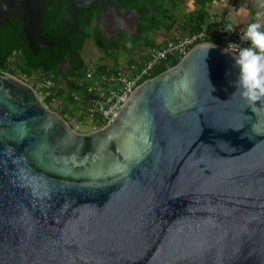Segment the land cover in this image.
<instances>
[{
  "label": "water",
  "instance_id": "water-1",
  "mask_svg": "<svg viewBox=\"0 0 264 264\" xmlns=\"http://www.w3.org/2000/svg\"><path fill=\"white\" fill-rule=\"evenodd\" d=\"M38 1L0 0V22ZM238 71L196 44L86 131L0 73V264H264V103Z\"/></svg>",
  "mask_w": 264,
  "mask_h": 264
},
{
  "label": "trees",
  "instance_id": "trees-1",
  "mask_svg": "<svg viewBox=\"0 0 264 264\" xmlns=\"http://www.w3.org/2000/svg\"><path fill=\"white\" fill-rule=\"evenodd\" d=\"M66 1V0H64ZM182 0H140L138 1L141 4L139 7L140 18L137 22V31L138 34L134 36L132 39L128 40L124 38V41L114 40L107 41L104 38L99 37V34L94 36V41L100 45L103 55H110L111 49L119 50L122 48V51L128 56L131 55L132 51L136 46L145 44L152 45L154 44L152 38L146 36L148 32H153L159 28H163L164 30H168L172 23L175 20V13L179 11L180 6L179 2ZM137 2V1H133ZM68 4V2L66 1ZM147 6V7H145ZM104 7L99 4V2L94 1L89 6L85 8H77L75 13L77 14L76 28L68 36L63 43L62 49L55 51L54 57L60 58L63 55V52L68 55L70 61L77 68L78 72L74 74L73 72H68L67 75L63 74L62 76H58V74L54 72H41L40 68L36 66L35 62L28 64L25 60V57L30 55L28 48L18 40V31L21 28V22L15 15H10L8 18V23L3 22L0 25V70H3L7 67V61H11L10 58L16 57V64L19 72L21 74H25V76L29 77L32 73H37L34 76V79H40L42 77L50 78V79H58L59 82L63 81V84L59 85L56 88L55 92V102L51 104L49 102V96L42 97L41 101L52 111L56 107L59 111L56 112L60 115L70 126L74 124H83L84 115L82 109V103L86 98L83 95L79 96L77 93L83 90L85 91V84H77L75 82L76 78L83 77L84 69L87 67V63L84 62L81 56V48L85 42V40L90 36L91 28L90 24L93 19L98 20L99 14L102 12L101 10ZM66 7L63 6L61 8V13L66 14ZM197 13L192 14L188 17L187 22H183V24L189 26V32L199 29L201 27V23L197 22L195 19ZM62 19L60 17L58 25L55 28H50L56 35H62L64 30L60 27ZM206 21V20H205ZM183 25V26H184ZM62 26V25H61ZM172 38V37H171ZM137 42V43H136ZM63 50V51H62ZM14 53V54H13ZM132 56L128 57L129 61H132ZM178 59L172 56H168L166 59L159 61L151 70L150 77L159 73L160 71L174 65ZM12 62V61H11ZM44 69H50L53 67V62L49 63V67L44 66ZM91 69L94 73L103 72L109 70L106 64L103 63H95L91 65ZM33 88V87H32ZM36 92H41L39 88ZM74 93L79 96L78 99H74L71 95ZM55 105V106H49ZM78 110L77 114L74 113L75 110ZM71 119V120H70ZM71 122V124H70ZM95 127H98L99 124H95Z\"/></svg>",
  "mask_w": 264,
  "mask_h": 264
},
{
  "label": "built area",
  "instance_id": "built-area-1",
  "mask_svg": "<svg viewBox=\"0 0 264 264\" xmlns=\"http://www.w3.org/2000/svg\"><path fill=\"white\" fill-rule=\"evenodd\" d=\"M207 22L205 27L166 39L162 44L147 45L133 59L136 60V63L126 60L120 69H109L94 73L91 66L87 65L83 77L76 78L75 82L80 85L82 84L81 79L90 80L85 83L84 96L87 99L82 103V109L84 119L91 123V129L96 128L95 124L102 126L109 122L133 88L140 81L149 78L153 67L168 56L179 59L191 47L204 42L217 43L224 49L229 44L247 46V42L240 39V32L243 31L246 25H234L235 30L228 32L224 31L223 27L231 21L223 20L218 15H210ZM23 77L24 75H20L18 78L28 83ZM32 82L41 91L39 93L35 90L40 100L42 97L49 96V102L51 104L55 102L56 98L53 93L58 88L56 79L42 77L37 80L33 78ZM28 84L32 87L30 83ZM71 95L74 99L79 98L74 93H71ZM89 96H95V98L89 99ZM71 128L75 131H82L78 124H74Z\"/></svg>",
  "mask_w": 264,
  "mask_h": 264
},
{
  "label": "flooded vegetation",
  "instance_id": "flooded-vegetation-1",
  "mask_svg": "<svg viewBox=\"0 0 264 264\" xmlns=\"http://www.w3.org/2000/svg\"><path fill=\"white\" fill-rule=\"evenodd\" d=\"M108 1L114 2L117 11L121 8H124L127 11L132 10L135 13L136 27L131 31V15L126 16L123 22L107 19L106 23L104 22L101 24L100 16L98 20L93 19L90 24V27H92L90 32L92 38L90 41L93 46H96L97 49L100 50H102L100 45L94 41V36L96 34H99V37L104 38L107 41L124 40V38L130 40L138 34L137 22L140 18L139 7H141V4H139L138 1L140 0ZM63 6L66 7L67 12L66 14L62 15L61 8ZM104 9L105 8H103L101 11ZM76 10L77 8L73 9L64 0H41L32 3V5L28 7L27 10L20 12V14L17 11L7 12L4 20L0 22V25L3 22L8 23V18L10 15H15L19 19L21 22V28L18 31L17 38L28 48L30 52V55L25 57V60L28 62V64L35 62L36 66L40 68L41 72H54L58 74V76H62L63 74L67 75L68 72H73L76 74L78 70L68 58L67 53L65 54L63 52V55L60 58L54 57L55 51L64 47L63 43L65 42L66 38L70 36L76 28ZM60 17L62 19L60 27L64 30V33L62 35H56V32L50 28L53 29L56 27V25H58ZM141 49L142 48H135L130 56L134 55V58L137 57ZM98 59L99 57L97 60ZM10 60L12 62L7 61V67L3 70H0V73H9L15 75V72H19L15 61L16 57L12 56ZM126 60H128V58ZM50 62H53V67L50 69H44V66L47 68L49 67ZM36 74L37 73H32L30 76H36ZM20 75L25 76V74H21V72Z\"/></svg>",
  "mask_w": 264,
  "mask_h": 264
},
{
  "label": "clouds",
  "instance_id": "clouds-1",
  "mask_svg": "<svg viewBox=\"0 0 264 264\" xmlns=\"http://www.w3.org/2000/svg\"><path fill=\"white\" fill-rule=\"evenodd\" d=\"M257 4L254 19L240 32V39L247 42V46L229 44L225 49V52L233 53L235 66L239 69L234 82L235 90L250 105L264 103V22H261V18L264 17V0H257ZM227 6V0H224V7ZM223 30L231 32L235 30V26L229 22L225 24ZM214 46L211 43L208 47ZM214 90L212 88V91Z\"/></svg>",
  "mask_w": 264,
  "mask_h": 264
},
{
  "label": "crops",
  "instance_id": "crops-1",
  "mask_svg": "<svg viewBox=\"0 0 264 264\" xmlns=\"http://www.w3.org/2000/svg\"><path fill=\"white\" fill-rule=\"evenodd\" d=\"M179 3L180 9L175 13V20L172 23L171 27L168 30L159 28L148 34L152 38L154 44H162L166 39L188 33L189 26L186 24L184 25L183 22L186 23L188 17L194 13H197L195 19H197V22L201 23L200 28L208 23L207 21L210 15H218L221 17V19L231 21L234 25L243 26L254 19V13L258 8L257 0H227V7H224V0H182ZM261 22H264V17L261 18ZM90 43L91 41L89 40L87 42L85 41V44H87L88 47H90ZM91 47L96 50L94 60H97V58L99 57V59L97 60L99 62L97 63L106 64L107 62L112 60L111 55L105 56L103 58L102 50L97 49V47L93 45H91ZM83 50L84 48L82 47V58L84 56ZM85 55H87V52L85 53ZM83 60L85 63H87L84 58ZM111 69H114V67H112ZM56 81L59 82L58 79H56ZM58 84L60 85V83Z\"/></svg>",
  "mask_w": 264,
  "mask_h": 264
},
{
  "label": "rangeland",
  "instance_id": "rangeland-1",
  "mask_svg": "<svg viewBox=\"0 0 264 264\" xmlns=\"http://www.w3.org/2000/svg\"><path fill=\"white\" fill-rule=\"evenodd\" d=\"M150 32H148V34H149ZM148 34H146V36H149ZM91 35L89 36V38L88 39H86L85 41L87 42L88 40L90 41L91 40ZM121 41V45H122V41H124V40H120ZM137 43V42H136ZM91 45H92V43H90ZM85 45V46H84ZM91 45H90V47H88V45L87 44H85V42H84V44H83V48H84V50H83V58L87 61V64L88 65H92V64H95V63H97V62H99V61H96V60H94L95 58V50L93 49V47H91ZM146 45L145 44H141L140 46L138 45V46H136L135 48H144ZM87 52V55H85V53ZM110 52V55H111V58H112V60L111 61H109V62H107L106 63V65H107V67L108 68H112V67H114V69H120L123 65H124V63H125V60L130 56V55H126L123 51H122V48H120L119 50H111V51H109ZM82 54V53H81ZM102 56H103V58L105 57V56H109V54L108 55H103L102 54ZM132 59H134V56L133 57H131ZM93 60V61H92ZM132 61H134L135 63H136V60H132ZM15 75L14 76H20V72H15L14 73ZM34 78V76H29V77H23V79L24 80H26V81H28V83H30L31 85H32V87L33 88H35L36 90H38L37 89V86H35V84H33V82H32V79ZM81 81V83H86V82H89L90 80H88V79H81L80 80ZM61 85H62V82H59ZM79 96H81L82 94H83V90L82 91H79L78 93H77ZM49 106H55V105H49ZM52 108H54V111H56V112H58L59 110L56 108V107H52ZM77 112H78V110L76 109L75 111H74V113H76L77 114ZM71 120V119H70ZM83 124L81 123H79L78 125L81 127V129L80 130H82V131H86V130H90L91 129V123L88 121V120H86V119H84L83 120ZM70 124H71V122H70Z\"/></svg>",
  "mask_w": 264,
  "mask_h": 264
}]
</instances>
